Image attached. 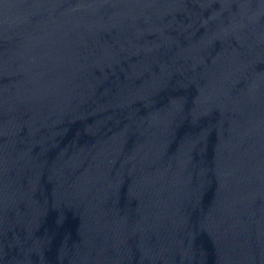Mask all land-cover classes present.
Listing matches in <instances>:
<instances>
[{"label":"water","instance_id":"95a60500","mask_svg":"<svg viewBox=\"0 0 264 264\" xmlns=\"http://www.w3.org/2000/svg\"><path fill=\"white\" fill-rule=\"evenodd\" d=\"M0 264H264V0H0Z\"/></svg>","mask_w":264,"mask_h":264}]
</instances>
